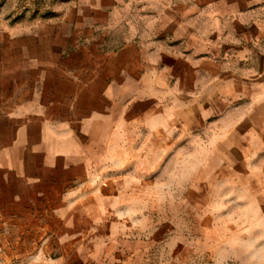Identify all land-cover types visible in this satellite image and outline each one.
Instances as JSON below:
<instances>
[{"label":"crops","instance_id":"obj_1","mask_svg":"<svg viewBox=\"0 0 264 264\" xmlns=\"http://www.w3.org/2000/svg\"><path fill=\"white\" fill-rule=\"evenodd\" d=\"M117 4L0 90V264H183L235 245L224 216H264V0Z\"/></svg>","mask_w":264,"mask_h":264},{"label":"rangeland","instance_id":"obj_2","mask_svg":"<svg viewBox=\"0 0 264 264\" xmlns=\"http://www.w3.org/2000/svg\"><path fill=\"white\" fill-rule=\"evenodd\" d=\"M112 1L0 0V90L7 95L14 94L18 90L17 86L24 85L27 81L32 85L34 80H39L40 72H27L24 68L34 60L45 59V55L42 54L44 51L42 46L46 43L43 40L45 36H51L58 30H73L76 18L93 17L95 22H98V36L106 31L107 26H114V30L115 25L121 26L120 22H110L108 19L111 16ZM139 1L117 0L114 15L120 17L128 15L129 8L136 15ZM77 29L87 28L84 23H78ZM53 43L57 44L56 39ZM68 53L69 49L66 56L68 61L73 62L72 55ZM53 58L57 62V56ZM1 190H9V188L0 183ZM8 203V199L0 198V212ZM246 210L251 211L249 206ZM247 211L224 216L227 219L223 223L225 227L222 230L223 237L230 242L235 241V245L226 247L225 250L221 248L225 254L219 258L220 261L217 256L218 247H211V252H207L206 248L198 245L195 246L193 260L183 264H264V216L249 215L246 214ZM187 216L189 221V214ZM214 217L223 218L222 215H214ZM185 220V200H179L178 221L184 223ZM202 221L201 208L195 206L193 223L196 240L201 238Z\"/></svg>","mask_w":264,"mask_h":264}]
</instances>
